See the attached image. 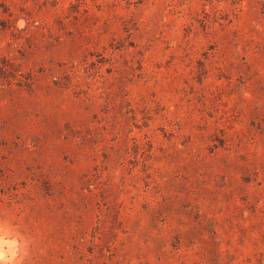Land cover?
<instances>
[{
	"label": "rangeland",
	"instance_id": "374dc122",
	"mask_svg": "<svg viewBox=\"0 0 264 264\" xmlns=\"http://www.w3.org/2000/svg\"><path fill=\"white\" fill-rule=\"evenodd\" d=\"M0 264H264V0H0Z\"/></svg>",
	"mask_w": 264,
	"mask_h": 264
},
{
	"label": "bare ground",
	"instance_id": "6f19581e",
	"mask_svg": "<svg viewBox=\"0 0 264 264\" xmlns=\"http://www.w3.org/2000/svg\"><path fill=\"white\" fill-rule=\"evenodd\" d=\"M1 249V248H0ZM1 252V255H0V258L2 259V257L4 258L6 256V253L4 250H0Z\"/></svg>",
	"mask_w": 264,
	"mask_h": 264
},
{
	"label": "water",
	"instance_id": "95a60500",
	"mask_svg": "<svg viewBox=\"0 0 264 264\" xmlns=\"http://www.w3.org/2000/svg\"><path fill=\"white\" fill-rule=\"evenodd\" d=\"M0 255H1V252H0Z\"/></svg>",
	"mask_w": 264,
	"mask_h": 264
}]
</instances>
